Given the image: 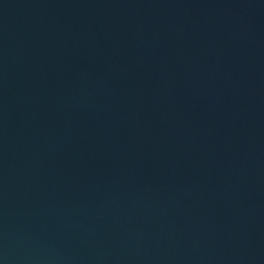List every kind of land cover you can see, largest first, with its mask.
<instances>
[{
	"label": "water",
	"instance_id": "1",
	"mask_svg": "<svg viewBox=\"0 0 264 264\" xmlns=\"http://www.w3.org/2000/svg\"><path fill=\"white\" fill-rule=\"evenodd\" d=\"M0 264H264V0H0Z\"/></svg>",
	"mask_w": 264,
	"mask_h": 264
}]
</instances>
